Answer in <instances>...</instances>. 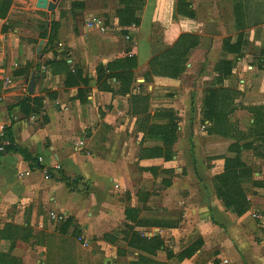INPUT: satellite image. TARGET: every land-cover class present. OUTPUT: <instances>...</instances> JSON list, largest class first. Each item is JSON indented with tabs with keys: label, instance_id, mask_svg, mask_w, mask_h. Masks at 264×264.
<instances>
[{
	"label": "crops",
	"instance_id": "crops-1",
	"mask_svg": "<svg viewBox=\"0 0 264 264\" xmlns=\"http://www.w3.org/2000/svg\"><path fill=\"white\" fill-rule=\"evenodd\" d=\"M37 1L12 0L5 14L0 0V122L11 126L16 145L40 159L35 166L20 154L0 155V264L48 263V246L37 236L46 226L61 233L59 223L66 222L48 221L51 211L71 217L60 238L76 237L73 264H264V225L249 220L257 215L252 201L264 224V126L250 110L264 107V0H187L195 19L178 15L174 0H144L131 40L110 9L104 10L110 15L96 16L84 0L77 11L53 18L64 8L48 0L56 4L50 12ZM235 1L245 11L242 57L224 51L225 39L238 40ZM161 7L178 16L167 28ZM16 14L35 17L37 24L19 22ZM93 17L105 31L88 24ZM54 20L60 26L50 41ZM157 24L161 36L154 32ZM182 34L200 37L185 73H153L152 60ZM227 59L231 74L220 79L217 66ZM126 74H132L131 84ZM209 88L239 92L233 104L241 113L238 132L245 133L235 141L240 152L210 132L204 114ZM170 112L177 128L168 146ZM203 142L208 161L199 154ZM167 146L171 159L164 156ZM245 155L255 159L258 172ZM237 156L253 170L243 189L252 185L258 192L247 197L242 216L225 207L213 181L224 172L225 158ZM47 169H53L48 178ZM77 200L87 206L81 216L72 206Z\"/></svg>",
	"mask_w": 264,
	"mask_h": 264
},
{
	"label": "trees",
	"instance_id": "trees-1",
	"mask_svg": "<svg viewBox=\"0 0 264 264\" xmlns=\"http://www.w3.org/2000/svg\"><path fill=\"white\" fill-rule=\"evenodd\" d=\"M134 2V0H119V4L122 6V8L117 12L119 26L122 29V33L127 36H129V30L133 29V26L138 27L140 25V20L136 17V12L143 7L144 0H140L137 4H134ZM9 3L10 0H4L2 5V10H4L5 14L9 9ZM177 4L178 15L188 19L196 18L195 11L192 9L191 3H189L187 0H178ZM77 5L79 8L83 6L79 3L73 4V6ZM241 8L242 2L235 1L236 24L238 30L237 42L232 43L231 38L224 40V51L230 54H235L239 57L243 56V49L248 44V36L245 34L244 29L246 26L241 21L245 11L241 10ZM59 26V22L52 21L51 31L49 34L50 41H53L57 37L56 35ZM199 44V35L182 34L174 46L168 48L166 51L152 60L151 66L153 73L171 78L181 77L186 71L188 53L190 50L198 47ZM259 59H264V48L262 49ZM232 67V60H222L217 66V71L220 72L219 78L224 79L230 75ZM117 76L119 77V75ZM123 78L128 80V84H131L132 74H126L123 76ZM232 92L234 91L226 88H209L207 90V96L205 100L204 114L205 118L212 123L210 128L211 133L241 140L245 137V133L238 132V128L235 129V127L232 125L233 123H231L229 120V116L234 112V110L228 109L229 103L232 102V99H235L232 96ZM34 101L39 102L40 100L36 99ZM24 104L28 105V107H31L29 103ZM250 110L256 116L260 126H264V107H252ZM34 111L35 109H33V112ZM169 115L172 121H170V124L165 128L166 133H169L166 134V143L168 146L171 144V139L174 137V132L177 128V120L175 119L173 113L170 112ZM239 133L242 135H239ZM5 135L9 141V145L6 146L4 153L0 155H5L10 152L20 154L26 161L35 163V166H37V164L40 162V159L38 157L32 156L27 150L14 143L11 133V126L6 127ZM168 146L166 147L164 156L166 159H171L172 151ZM239 149L240 147L237 142L230 146L231 151L240 152ZM153 155H156V153ZM40 166L45 170L46 167L44 165ZM52 171L53 169H47L48 176L52 173ZM251 176L252 173L249 171V168H247L237 156L234 159L225 158L224 172L216 175L213 179L218 198L224 203L227 209L233 210L238 216L244 215L249 210V202L247 197L244 195L242 183L246 178H251ZM60 221H66L65 223H59L60 225L63 224L61 232L65 233L68 227L71 225V217L61 219L58 222Z\"/></svg>",
	"mask_w": 264,
	"mask_h": 264
},
{
	"label": "rangeland",
	"instance_id": "rangeland-1",
	"mask_svg": "<svg viewBox=\"0 0 264 264\" xmlns=\"http://www.w3.org/2000/svg\"><path fill=\"white\" fill-rule=\"evenodd\" d=\"M1 1H2V3L1 2L0 3H1V5H3L4 0H1ZM11 1L12 0H10V3H11ZM52 1L58 2L60 4L61 8H64V10H61L59 12L58 11H54L55 13H54V17L53 18H55V17L56 18H61L63 15H66L69 12L73 13L74 10L77 11L78 9H80L78 7V5L72 7V5H73V4L71 5L72 2L77 4V3H80L82 1L83 3H85L84 0H52ZM86 1L88 2L90 7L94 6L93 7L94 8L93 11L90 12L91 14H95L96 16L99 15V14H105L106 16H108L110 14H108V11L105 13L104 10H107V9L109 10L110 9L111 10V15H117V17H118V13H117L118 12L117 11L118 8H117V6H119V4H118L119 0H86ZM134 1H135L134 4H137V3H139L140 0H134ZM175 1L178 2V0H174V2ZM10 3L8 5H10ZM97 7H99V9ZM161 8H162V10H164V16H162V18H161L162 25L161 24H157V25L154 26V32L158 36L162 35V28H160V25L163 26V28H167L170 25V23H171L170 21L174 22V21L178 20L177 14L175 12H173V14L171 15L170 11L168 10V7H161ZM16 16L18 17L17 21L23 22V23L25 21H34V23L37 24L36 21H38L37 18L32 17V16H27L26 14H22V15L16 14ZM39 21H41V20H39ZM40 26L43 27L42 25H40ZM42 34H41L40 38L44 39L43 38L44 35H42ZM35 42H36L35 43V47H37L39 39L38 40L35 39ZM250 74H252L251 71L247 74L248 76L246 77V80H249V81L252 80V75H250ZM186 81H187V79H186ZM232 96L235 98V99H232V102H235V100H237L240 97L238 91L232 92ZM232 102L229 103L228 109L234 110L233 114L235 115L236 122H233L232 125L236 129V128L242 126L240 124L241 119L238 118V117H241V113L239 111H237V113H235L236 112L235 108H238V106L236 107L234 105L236 102L234 104ZM229 119H230V117H229ZM199 132H200V137L201 138L208 137V133H205V132H208V129L205 130V132L202 131V134H201V131H199ZM239 135H242V134L239 133ZM227 138L230 141V143L232 141V144H234L235 141H237V138H229V137H227ZM248 150H251V148H249ZM199 154L202 155V160L208 161V159H211V157H208V144L207 143L203 142V144L200 146ZM245 159L254 168L255 172L259 171V166L256 164L255 159H253L250 155L249 156L245 155ZM252 167H249V171L251 173H253L252 172L253 170L250 169ZM254 177L257 178V176H254ZM244 189H243L244 195L246 197H248V198H250L252 195H254V194L256 195L258 193L257 191L256 192L254 191V187H252V185H247L246 189L245 190ZM251 204L252 205H251V209L250 210L254 211L255 213H257V215H253V214L250 215L249 216V220L251 222H255L256 221L261 226H263L264 224L262 222V218H260L261 216L259 217V212L261 210L258 207H255L253 205L252 201H251ZM72 206H74V208L77 209L78 216H81L82 212H87L86 211L87 206H85L84 203L81 202V200L75 201L74 203H72ZM52 213H55V212L51 211V212L47 213L46 218L48 219V221L51 220L53 223H55L56 220H54L52 218ZM49 229L50 228L48 226H46L45 229L43 230V232H41L37 236V238L42 237L43 242L45 244H47V246H48V249L43 250L44 253L46 254V261L48 262L47 264H73V256L71 255V249H72L73 243H76V237L72 236L71 238H68V239L64 238L62 240V238H60V235H61L62 232L56 234V232H49ZM40 248H42V247H40Z\"/></svg>",
	"mask_w": 264,
	"mask_h": 264
},
{
	"label": "built area",
	"instance_id": "built-area-1",
	"mask_svg": "<svg viewBox=\"0 0 264 264\" xmlns=\"http://www.w3.org/2000/svg\"><path fill=\"white\" fill-rule=\"evenodd\" d=\"M88 24L90 26L96 25L97 27L100 28L101 31H105V24L103 23L101 19L97 17L91 18ZM126 39L131 40L130 35L126 36ZM5 130H6V126L2 122H0V154L4 153L6 146L9 145V141L5 135ZM29 174H30L29 172H26L25 174L21 173L20 176L22 177L24 175H29ZM45 174H46V178H48L49 176H48L47 171L45 172ZM52 218L56 221H59L61 219H66L67 217L65 215H58V214L52 213Z\"/></svg>",
	"mask_w": 264,
	"mask_h": 264
},
{
	"label": "water",
	"instance_id": "water-1",
	"mask_svg": "<svg viewBox=\"0 0 264 264\" xmlns=\"http://www.w3.org/2000/svg\"><path fill=\"white\" fill-rule=\"evenodd\" d=\"M37 7L42 9H47L48 11L52 12L56 9V4L48 0H38ZM43 45H44V41H41L40 46L42 47ZM41 47L39 48L38 51L41 50ZM34 87H35V73L33 74L31 81L29 83V88H28L29 93H33Z\"/></svg>",
	"mask_w": 264,
	"mask_h": 264
}]
</instances>
